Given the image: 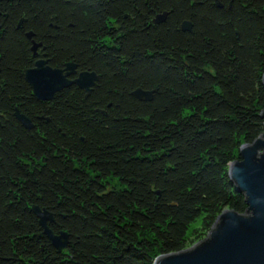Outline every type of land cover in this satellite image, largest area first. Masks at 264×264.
Wrapping results in <instances>:
<instances>
[{
	"label": "trees",
	"instance_id": "trees-1",
	"mask_svg": "<svg viewBox=\"0 0 264 264\" xmlns=\"http://www.w3.org/2000/svg\"><path fill=\"white\" fill-rule=\"evenodd\" d=\"M29 32L97 75L87 97L34 99ZM263 75L264 0H0V264H154L244 213L228 169L264 132Z\"/></svg>",
	"mask_w": 264,
	"mask_h": 264
},
{
	"label": "water",
	"instance_id": "water-1",
	"mask_svg": "<svg viewBox=\"0 0 264 264\" xmlns=\"http://www.w3.org/2000/svg\"><path fill=\"white\" fill-rule=\"evenodd\" d=\"M165 17V13L158 15L154 23L164 22ZM182 29L189 31L191 25L183 23ZM26 37L31 40L32 33H27ZM38 47L39 44L32 41L33 57H37ZM75 75L74 80L68 79ZM23 76L33 97L39 102L53 100L57 93L71 85H76L87 97L98 80L93 72L77 73V66L73 63L54 69L45 60L35 62L32 68L23 72ZM262 85L264 87V75ZM132 95L143 102L152 99L151 92L141 89H136ZM14 117L25 129H33L31 121L18 110L14 111ZM260 118L264 121V110ZM228 177L236 192L244 197L245 212L223 210L206 237L187 249L157 257L154 264H264V132L251 144L240 147L238 160L229 164ZM33 213L52 246L58 252L66 250L68 235H54L50 231V213L38 207H33Z\"/></svg>",
	"mask_w": 264,
	"mask_h": 264
},
{
	"label": "flooded vegetation",
	"instance_id": "flooded-vegetation-1",
	"mask_svg": "<svg viewBox=\"0 0 264 264\" xmlns=\"http://www.w3.org/2000/svg\"><path fill=\"white\" fill-rule=\"evenodd\" d=\"M31 41H33V40H31ZM32 43V42H31ZM37 44H39V47H38V49H37V51H36V54H37V57H33V53H32V57H33V66H34V64H35V62H37L38 60H45V61H47V64L49 65V63H48V60H47V58H46V56L43 54V51H44V48H43V46H42V44L41 43H37ZM32 66V67H33ZM50 66V65H49ZM31 67V68H32ZM51 67V66H50ZM64 67V66H63ZM63 67H61V68H63ZM51 68H53V67H51ZM61 68H58V69H61ZM54 69H57V68H54ZM79 72H81L80 70H78L77 69V73H79ZM97 76V75H96ZM77 77V75H75V76H71V77H69L68 79L69 80H74L75 78ZM98 81V80H97ZM97 81L95 82V84L97 83ZM71 86H76V85H71ZM95 86V85H94ZM93 86V87H94ZM70 87V86H69ZM68 87V88H69ZM77 87V86H76ZM78 88V87H77ZM66 89V88H65ZM79 89V88H78ZM30 90H31V88H30ZM31 94H32V91H31ZM33 96V95H32ZM35 99V98H34Z\"/></svg>",
	"mask_w": 264,
	"mask_h": 264
},
{
	"label": "rangeland",
	"instance_id": "rangeland-1",
	"mask_svg": "<svg viewBox=\"0 0 264 264\" xmlns=\"http://www.w3.org/2000/svg\"><path fill=\"white\" fill-rule=\"evenodd\" d=\"M204 237H206V235L205 236H202L201 238H204Z\"/></svg>",
	"mask_w": 264,
	"mask_h": 264
}]
</instances>
